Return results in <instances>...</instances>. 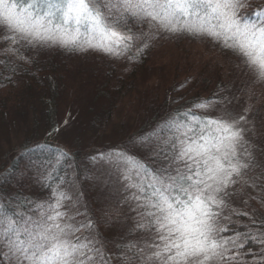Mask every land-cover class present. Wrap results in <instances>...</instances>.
Returning <instances> with one entry per match:
<instances>
[{
	"label": "snow or ice",
	"instance_id": "snow-or-ice-1",
	"mask_svg": "<svg viewBox=\"0 0 264 264\" xmlns=\"http://www.w3.org/2000/svg\"><path fill=\"white\" fill-rule=\"evenodd\" d=\"M245 6L244 0H0V56L32 63L21 48L55 47L114 58L136 48L140 56L161 34L190 35L230 50L254 82L264 83V8L249 14L241 11ZM130 24L148 30L136 32ZM0 64L15 73L7 59ZM231 103L215 94L191 101V107L174 110L152 133L133 138L138 147L156 141L149 153L161 161L155 169L127 152L93 158L109 161V176L130 193L127 199L138 212L136 228L152 236L143 247L117 245L121 264H264V218L255 210L238 212L249 223L237 225L223 213L232 195L229 187L258 166L247 139L251 107L235 112ZM210 112L219 114H204ZM55 132L58 127L47 135ZM68 158L59 148L53 157L56 166ZM5 179L0 175V183ZM79 202V194L57 185L48 202L32 205L39 213L32 215L27 198L0 193V264H111L99 230L92 234L93 218L85 212L86 221L75 222L82 214ZM222 220L230 223L222 226ZM81 230L86 235L76 236Z\"/></svg>",
	"mask_w": 264,
	"mask_h": 264
},
{
	"label": "rangeland",
	"instance_id": "rangeland-1",
	"mask_svg": "<svg viewBox=\"0 0 264 264\" xmlns=\"http://www.w3.org/2000/svg\"><path fill=\"white\" fill-rule=\"evenodd\" d=\"M58 49L62 50L59 47L30 50L31 53L36 51L46 58ZM165 58L167 56L157 57L156 61L158 59L161 62ZM112 59L115 61L118 58L95 51L80 52V55L75 56L71 61L73 65H68L70 74L64 77V80L67 81L66 87H63L65 96L62 97L63 102L58 104L57 109L54 108L56 104H51V102H45V106H43L40 99L43 95L41 93L28 94L30 89L23 85L20 89L22 90L23 87L24 92L22 93L21 90L19 92L20 102L15 106L14 114L11 116L7 114L4 115V118H0V175L6 177L4 182L0 183V193L14 199L17 197L27 198L30 202L27 208L29 214L38 215V211L32 205L48 202L52 188L59 185L60 191H65L73 196L80 195L77 208L82 214L75 216L77 224L87 219L82 211L87 212L88 215L91 207H95L100 215L98 223L102 238L124 234L128 227L136 228L139 216L134 203L127 199L130 193H125L115 179L109 176L111 167L109 161L94 160L93 158L100 154L107 155L121 151L135 155L144 162H149L150 159L155 161L149 156V153L155 150L154 141L143 147H138L132 143V139L146 136L154 130L155 125L150 120L154 115L152 111H156L155 109L151 110L149 106L153 103L156 91L160 92V95L162 94V98L165 96L164 87L169 83L168 68L160 71L158 75V70L151 67L141 71L144 82L139 81L133 90L125 95L122 94L121 102L112 92L111 94L98 95L96 86L100 84L98 83L100 77L93 85V78H90V67L91 65L101 66L113 61ZM156 76L161 80L159 84L155 83ZM30 86L28 85V87ZM69 87H71V91H67L70 93L67 96L66 90ZM33 88L35 91L41 92L36 85H33ZM48 96L45 98L51 100L50 95ZM112 99L118 102L115 108H110L109 105L104 106ZM233 103L237 102L232 101L228 105L230 109L236 107ZM39 105L50 110L53 113L52 118H48L46 112L38 115L37 119L33 117L30 110L33 106L36 108ZM25 118L28 120V128L23 130L20 129V121ZM160 118L161 116L156 120ZM50 122L51 124L54 122L52 128L47 127V123ZM55 127L59 128V132L48 136L47 133ZM58 148L69 154V158L60 164H63L61 167L60 165L56 166L53 159ZM42 150L53 151L52 157L37 158V154ZM29 151L34 155H28ZM48 160H51L52 163L45 166L44 162ZM57 172H59L60 180L51 182L56 180ZM21 174H23V178L17 181L16 177ZM61 180L64 183H61ZM69 181H74V183L70 185ZM38 191H41V194ZM33 194L35 196L29 198ZM77 208L71 209L70 214L74 215ZM64 210H68L67 203H65ZM83 231L81 230L75 235H86ZM95 232L93 231L92 234L95 235ZM105 246L109 251L106 243ZM110 254L112 262L118 258L117 262L121 264L120 255Z\"/></svg>",
	"mask_w": 264,
	"mask_h": 264
},
{
	"label": "trees",
	"instance_id": "trees-1",
	"mask_svg": "<svg viewBox=\"0 0 264 264\" xmlns=\"http://www.w3.org/2000/svg\"><path fill=\"white\" fill-rule=\"evenodd\" d=\"M244 3L246 6L241 11L245 13L251 14L256 8H264V0H244ZM249 18L251 20L256 19L254 16H250ZM130 27L136 32H146L148 30L147 25L141 28L130 24ZM139 44L140 42L138 41L137 47ZM3 47L4 45L0 44V48ZM21 52L32 63H24L12 56H0V61L7 59L12 65L16 66L15 73H10L5 71L3 64H0L1 119L4 118V115L10 114L11 116L14 114L15 106L20 102L21 95L19 92L23 85L27 86V89H30L28 94L36 95L41 93L43 95L40 98L43 106H45V102H51V104H56L54 108L57 109L58 104L63 102L62 97L65 96V89L63 87H66L67 84L64 77L70 74L68 65H73L71 61L75 56L80 55V52H70L64 49H58L46 58L42 57L39 52L34 51V53H31L30 49L25 50L21 48ZM135 53L136 48H133L131 52L122 58L115 59V61L112 59L113 61H109L101 66L91 65L90 78H93L94 85L97 83L96 79L100 77L98 81L100 84L96 86L98 87V95L111 94L112 92L116 94L115 96L121 102L122 94L125 95L127 92L133 90L139 81L144 82L141 76L142 70L151 67L156 68L159 75L160 71L168 68L169 83L164 87V91L166 93L169 92V94L164 92L165 96L162 98V94L160 95V92L156 91L157 94H154L153 103L149 106L151 110L155 109L156 111H152L155 117L153 115V118L150 120L155 125L154 129L160 121L174 110L191 107V101L206 100L212 98L214 94L216 96H227L232 101H236L237 103H233L236 107L232 108L235 112L242 113L243 109L251 107L248 124L250 131L247 139L252 145L253 155L258 166L250 168L237 178L235 185L229 187L228 191L232 195L227 198L223 213L231 217L232 224L237 225L249 223L246 217L238 218L235 215L238 212L252 213L255 210L260 218H264V83L254 82L251 75L244 69L239 57L233 55L230 50L221 48L219 43L206 37L161 34L159 38L150 41V47L145 49L143 55L135 56ZM129 56H133L134 58L129 59ZM163 56H167V58L161 60V62L158 59L156 61L157 57ZM8 76L11 77L10 80L5 79ZM160 81L159 77L156 76L155 83L159 84ZM28 85L31 86L28 87ZM33 85H36L41 92L35 91ZM21 91L22 93L24 92L23 87ZM67 91H71V87L66 90V94L69 96L70 93ZM48 95H50L51 100L45 98ZM117 104L118 102L112 99L106 102L104 106L109 105L110 108H115ZM34 107L31 108L30 112L36 119L39 118L38 115H42L44 112L47 113L48 118L53 114L50 110L43 108L42 105L41 107L40 105L36 108ZM23 109L24 111L26 110L25 107ZM16 110L18 109L16 108ZM204 114L218 115L219 113L210 112ZM160 116L161 118L156 120ZM27 122V118L21 120L20 129H27ZM52 126H54V122L53 124L51 122L47 123L48 128H52ZM154 146L156 148V141H154ZM27 153L30 156L34 155L30 151ZM52 153L53 151L42 150L37 154V158H50L52 157ZM145 163L155 169L160 166L161 161L156 159L152 161L150 159L149 162L146 161ZM155 165L157 167H154ZM58 175L59 172H57L56 180H52L51 182L59 181ZM38 192L41 194V191ZM14 193L17 195L16 192ZM32 196H35V194L29 196V198ZM90 210L88 216L93 218L95 225L93 231L99 230L100 225L98 221L100 215L94 206ZM82 212L85 213V211ZM229 223L228 220H222V226ZM100 236L102 237L101 234ZM103 238L109 247L110 253L118 256L120 253L117 251V245L131 243L137 247H143L146 242L151 241L152 236L135 227H128L124 234L120 233L116 236L110 235ZM249 247L255 250L254 245H249ZM117 259L111 262V264H119Z\"/></svg>",
	"mask_w": 264,
	"mask_h": 264
}]
</instances>
